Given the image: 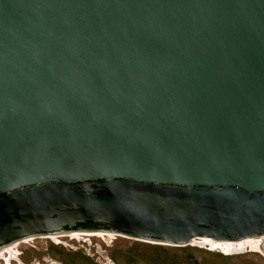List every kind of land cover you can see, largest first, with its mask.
Instances as JSON below:
<instances>
[{"label":"water","instance_id":"obj_1","mask_svg":"<svg viewBox=\"0 0 264 264\" xmlns=\"http://www.w3.org/2000/svg\"><path fill=\"white\" fill-rule=\"evenodd\" d=\"M72 235L264 240V0H0V256Z\"/></svg>","mask_w":264,"mask_h":264},{"label":"rangeland","instance_id":"obj_2","mask_svg":"<svg viewBox=\"0 0 264 264\" xmlns=\"http://www.w3.org/2000/svg\"><path fill=\"white\" fill-rule=\"evenodd\" d=\"M60 240V245L49 238L17 245L14 249L17 259L13 264L20 261L23 264H264L263 242H260V251L247 248L244 253L232 255L224 249L200 244L175 247L115 236Z\"/></svg>","mask_w":264,"mask_h":264},{"label":"bare ground","instance_id":"obj_3","mask_svg":"<svg viewBox=\"0 0 264 264\" xmlns=\"http://www.w3.org/2000/svg\"><path fill=\"white\" fill-rule=\"evenodd\" d=\"M79 236H82V235H72L70 237H79ZM92 236H100L101 237V236H112V235H92ZM54 238H57V237H50L49 239H54ZM31 240L22 241V242L16 243L15 245H12V246L4 249L1 252L0 264H1L2 258H4L5 253L11 254L17 245H19L21 243H26V242L31 241ZM260 242H263V244L261 245L263 247L264 246V240L262 238L248 239V240L240 241L237 243H223V242H215V241H209V240H201V241H195L193 244L210 246L214 249H224V250L228 251L229 254L237 255V254L244 253L245 249H247V248H250L252 251H260ZM234 249L239 250V251L234 252ZM7 262H9V261H7Z\"/></svg>","mask_w":264,"mask_h":264},{"label":"flooded vegetation","instance_id":"obj_4","mask_svg":"<svg viewBox=\"0 0 264 264\" xmlns=\"http://www.w3.org/2000/svg\"><path fill=\"white\" fill-rule=\"evenodd\" d=\"M69 238V239H71V240H77L78 238H80V237H92V236H79L78 238H76V239H72V237H70V236H62V237H59V238H54V239H50L51 240V242L52 243H54V244H56V245H60V244H62V240H60L61 238ZM87 242V241H86ZM11 255V256H10ZM7 258H8V260H9V264H13V261L15 260V259H17V257H16V253L13 251L11 254L10 253H5V255H4V258H2V260H1V264H8V262H7ZM10 258V259H9ZM18 264H23L21 261L18 263Z\"/></svg>","mask_w":264,"mask_h":264}]
</instances>
